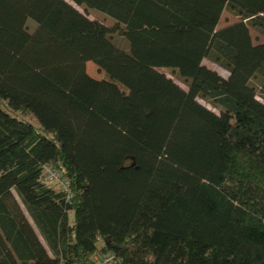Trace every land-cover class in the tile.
Wrapping results in <instances>:
<instances>
[{
  "label": "trees",
  "instance_id": "trees-1",
  "mask_svg": "<svg viewBox=\"0 0 264 264\" xmlns=\"http://www.w3.org/2000/svg\"><path fill=\"white\" fill-rule=\"evenodd\" d=\"M71 1L0 0V264H264V0Z\"/></svg>",
  "mask_w": 264,
  "mask_h": 264
},
{
  "label": "rangeland",
  "instance_id": "rangeland-1",
  "mask_svg": "<svg viewBox=\"0 0 264 264\" xmlns=\"http://www.w3.org/2000/svg\"><path fill=\"white\" fill-rule=\"evenodd\" d=\"M73 6H75L80 12H82L83 14H85L88 18L93 19V20H97L101 23H103L104 25L108 26V27H112L115 23V20L113 18H111L110 16H108L107 14H104L103 12L96 10V9H92V8H84L81 5H77L74 2H72L71 0H68ZM239 19L231 12L229 11L227 8H225L222 13L221 16L219 18L218 24L216 26L217 29L224 27L226 25L232 24L237 22ZM28 27L30 29H32L34 27V22L33 21H29L28 22ZM249 33L252 39L253 44H258V43H262L264 42V35L261 34L258 30H256L255 28L249 27ZM111 41L112 43H114L116 46L121 47V48H126L127 47V42L126 40L120 36L118 33H113L111 35ZM203 63L209 67H211L212 69L216 70L217 72H219L221 75L226 76L227 75V71L224 70L223 68L219 67L218 65H216L215 63L211 62L208 59H204ZM85 70L88 73L89 76L95 78V79H101L104 77L103 72L96 66V64H94L92 61H87L85 64ZM181 87L186 88L185 84L182 83L179 80L174 79ZM252 83H255L252 81ZM252 95L256 96L259 100L264 101L263 97L261 96V94H259V92L256 90V92H252ZM199 102H201L202 104L206 105L208 108L217 111L215 107H213L210 103H208L207 101L203 100V99H198ZM53 185H55L54 183H52Z\"/></svg>",
  "mask_w": 264,
  "mask_h": 264
},
{
  "label": "built area",
  "instance_id": "built-area-1",
  "mask_svg": "<svg viewBox=\"0 0 264 264\" xmlns=\"http://www.w3.org/2000/svg\"><path fill=\"white\" fill-rule=\"evenodd\" d=\"M42 176L44 180L49 181V182H57L63 187V189H67L66 181L62 178L59 171L56 170L50 164H44L42 166ZM113 263H114L113 256L110 254H106L99 258V262L97 264H113Z\"/></svg>",
  "mask_w": 264,
  "mask_h": 264
}]
</instances>
